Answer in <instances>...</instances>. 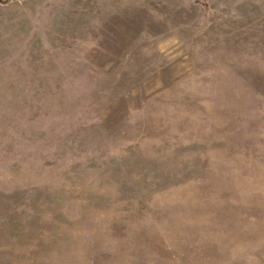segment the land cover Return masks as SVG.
Instances as JSON below:
<instances>
[{"label":"rangeland","instance_id":"obj_1","mask_svg":"<svg viewBox=\"0 0 264 264\" xmlns=\"http://www.w3.org/2000/svg\"><path fill=\"white\" fill-rule=\"evenodd\" d=\"M0 264H264V0H0Z\"/></svg>","mask_w":264,"mask_h":264}]
</instances>
